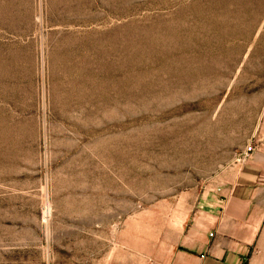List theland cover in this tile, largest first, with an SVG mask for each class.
Segmentation results:
<instances>
[{"label": "rangeland", "instance_id": "1", "mask_svg": "<svg viewBox=\"0 0 264 264\" xmlns=\"http://www.w3.org/2000/svg\"><path fill=\"white\" fill-rule=\"evenodd\" d=\"M263 112L264 0H0V264H148Z\"/></svg>", "mask_w": 264, "mask_h": 264}, {"label": "crops", "instance_id": "2", "mask_svg": "<svg viewBox=\"0 0 264 264\" xmlns=\"http://www.w3.org/2000/svg\"><path fill=\"white\" fill-rule=\"evenodd\" d=\"M249 144L254 151L187 205L178 233L148 264H264V112Z\"/></svg>", "mask_w": 264, "mask_h": 264}, {"label": "built area", "instance_id": "3", "mask_svg": "<svg viewBox=\"0 0 264 264\" xmlns=\"http://www.w3.org/2000/svg\"><path fill=\"white\" fill-rule=\"evenodd\" d=\"M254 151V148L252 146L247 147V149L245 150V152L242 153L241 157L239 158L240 161H244L246 160V158L248 157V155Z\"/></svg>", "mask_w": 264, "mask_h": 264}]
</instances>
